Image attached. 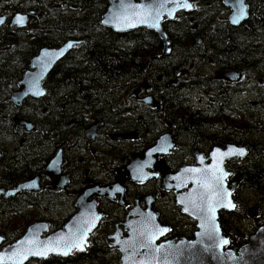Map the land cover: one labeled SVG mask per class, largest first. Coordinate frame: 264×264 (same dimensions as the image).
Returning a JSON list of instances; mask_svg holds the SVG:
<instances>
[{
    "label": "trees",
    "instance_id": "obj_1",
    "mask_svg": "<svg viewBox=\"0 0 264 264\" xmlns=\"http://www.w3.org/2000/svg\"><path fill=\"white\" fill-rule=\"evenodd\" d=\"M191 1L195 7L192 12L179 13L175 20L163 22L170 48L163 55V42L152 31L139 28L117 33L103 26L100 21L108 5L106 0H0V16L7 18L0 26V149L4 147V138L12 132V118L22 116L35 124L33 135L38 142L35 156L39 162L43 148L56 151L65 146L64 135L68 143L79 132L81 140L83 130L78 127L85 123V117L86 123L91 119L85 112L97 111L101 120L108 111L119 116L131 90L144 82L165 104L162 113L156 111V117H164L176 128L180 127L192 148L198 143L231 142L247 146V157L227 166L233 175L242 177L233 194L236 209L229 215L235 221L248 222L249 201L242 200V196L264 190V117L235 114L234 104L222 87L208 91L214 94L216 103L228 106L225 108L229 115L198 113L184 101L191 99L196 88L209 87L206 68L238 71L256 83L257 79H264V0H247L248 17L237 26L228 21L229 9L223 0ZM20 12L34 13L28 26L22 29L9 26V19ZM69 39L82 40L83 44L74 47L46 77L45 95L28 98L15 108L9 97L30 68L31 59L40 49L59 47ZM184 71L186 80L181 82L176 78ZM33 157H12L7 177L3 176L0 182L4 184V180L16 177V170L22 172L20 176L34 175ZM116 163L120 164L114 160L110 165ZM35 199L34 195H27L0 201V232L10 233L6 241H12L11 236L20 237L30 223L43 218L37 213L38 208H48L49 213L60 219L73 209V200L63 193L53 203L46 198ZM256 206L259 224H263L264 211L259 203ZM226 222L223 220L225 233L239 228L236 222L226 228ZM250 225L254 230L257 223ZM243 241L232 238L229 247L237 249ZM49 261L32 260L26 264H52ZM54 264H118V257L91 238L84 253L73 252Z\"/></svg>",
    "mask_w": 264,
    "mask_h": 264
},
{
    "label": "water",
    "instance_id": "obj_2",
    "mask_svg": "<svg viewBox=\"0 0 264 264\" xmlns=\"http://www.w3.org/2000/svg\"><path fill=\"white\" fill-rule=\"evenodd\" d=\"M106 1L108 5L100 21L103 26L117 33L130 32L139 28L152 31L163 42V55H167L170 51L163 22L165 20L173 21L179 13H190L195 9L191 0H187V3L192 5L191 8L182 6L184 0ZM223 3L229 9L227 19L233 26H237L247 19L248 4L246 0H223ZM241 8L244 10L243 18L234 23L233 20L240 15ZM27 14L29 13H15L9 19V26L17 29L26 28L29 22ZM30 14L34 13L30 12ZM17 16L25 17V23H15ZM0 20H3V23H0L2 26L7 18L0 16ZM156 23L159 25L158 28L152 26ZM201 42L202 39H199V43ZM69 44L72 47H68ZM82 44V40L69 39L59 47L40 49L31 59L30 69L24 72L22 78L17 82L16 90L11 93L10 99L15 105L18 106L27 97L44 96L43 82L46 77L75 46ZM180 75L179 73L177 76ZM219 76L237 81L242 74L238 71H224L219 73ZM37 92L42 94L38 95ZM152 100L154 97L148 96L143 102L153 106ZM17 123L32 127V124L25 121H17ZM116 138L127 139L129 135L119 134L116 135ZM161 141L162 136L141 156H131L132 162L120 169L117 182L113 185L95 186L81 191L76 201V213L61 229L48 233L49 224L45 221H35L28 225L25 232L15 242L0 248V264H26L34 259L67 257L73 251L85 252L89 235L102 218V214L97 209L96 199L89 200V198L93 196L112 198L114 194H121L124 191L121 183L124 176H129L131 181L142 183L153 176L150 172L153 168H157L163 174L162 190L175 191L177 204L184 215L196 222V230L191 240L182 238L177 242L158 243L159 238L167 234L168 231L160 234V229H164V227L157 221L156 214L149 207L145 211L133 208L128 212L126 221L123 223L124 228L128 230L127 236L122 237L119 229L115 230L113 235L107 236V241L109 238L113 239L112 242L109 241V245L116 247L120 254L119 264H264V223L249 236L247 243L235 250L226 247L229 241L223 235L219 222L221 212H234L236 207L222 205L229 203L236 205L233 200V191L236 190L241 180L240 175L229 179L232 173L226 169L225 163L233 159L246 158L247 148L233 143L227 144L225 148L214 147L208 155L209 163H206L204 158H200L201 154H195L196 164L181 167L176 173H172L162 160L157 165H150L146 162L148 158L153 159L157 154L166 152L161 151L160 145L163 146ZM230 149H243L245 155H224ZM59 155L57 154L51 160L44 171L45 174H53V176L60 174L62 160ZM192 169L195 171H190ZM62 180L63 182L59 183L61 188L64 187L65 178L63 177ZM36 187L37 178L20 183L14 189L0 188V197H13L22 191L35 190ZM56 187L58 188L57 185ZM45 188L50 189L51 186ZM213 207L215 208L214 213L209 211ZM185 208L188 211H185ZM255 215V208H250L248 217L253 218ZM224 240H227L228 243H223ZM3 243L4 237L0 235V246ZM40 252L44 254H34ZM65 252H67L66 255Z\"/></svg>",
    "mask_w": 264,
    "mask_h": 264
},
{
    "label": "flooded vegetation",
    "instance_id": "obj_3",
    "mask_svg": "<svg viewBox=\"0 0 264 264\" xmlns=\"http://www.w3.org/2000/svg\"><path fill=\"white\" fill-rule=\"evenodd\" d=\"M29 15L32 16V14ZM224 71L233 70H220L214 67L206 68L205 72L209 75V87L196 88L191 99H188L189 101L185 100L186 102L184 101V103L194 107L196 109L195 112L206 113L208 116L229 115V110L225 108L228 106L224 103H216L214 94L208 91V89L215 90L218 87H222L230 101L234 104L233 111L234 113L237 111L235 114L264 117V104L262 103V97H264V79L259 78L256 80V83L255 79L245 77L241 73L242 76L237 81H232L219 76V73ZM186 72H181V76L176 79H179L181 82L186 80ZM175 82L176 80H173V83ZM150 95L154 97V100H152L153 106L143 102ZM28 98L39 99L41 97L35 98L31 96L24 100ZM126 99L127 102H124L119 116H113V112L108 111L106 117L101 120L97 116V111L85 112L84 115L91 116V121L88 120V123H86L85 117V123L78 127V130H83L81 140L78 139L79 132L75 136H72V140L68 143L64 135L65 146L59 147L56 151L49 147L43 148L39 162H37L38 156H35L38 143L35 142L33 135L35 124L28 120V118L14 116L11 120L12 132L4 138V147L0 149V179L3 176L7 177L9 160L11 159L10 161H12V157H18L19 155L26 157L34 156L33 158L36 162L34 169L36 173L30 177H28V174L26 176H20L22 172L17 173L16 170V177H11L12 179L10 181L4 180V184L0 182V188L7 190L14 189L18 184L35 178H37V187L35 190L22 191L13 197H0V201L4 202L12 198L19 199L27 195H34L36 197L35 200L46 198L47 201L53 203L55 202L56 196L63 193L64 197L73 200V209L64 218L60 219L58 215L49 213L48 208H38L36 210L43 218L35 221L47 222L49 224L48 233H51L61 229L76 213V201L81 191L95 186L104 187L116 183L117 177L120 175V169L130 165L132 162L131 156H141L150 147L154 146L156 140L161 136V144L163 146L160 145V148L161 151L166 152L157 154L153 159L148 158L146 162L150 165H157L164 161L165 166L172 173H176L181 167L196 164L195 154H201L202 157L200 158H204L205 162L209 163L208 155L214 147L225 148L227 144L231 143L227 142L223 145H210L206 143L200 145L198 143V145L192 148L190 139L180 131V127L176 128L174 123L165 120L164 117H156V111H161L162 113L165 104L152 92L151 86L147 83L142 82L134 87ZM9 100L15 108L20 107L24 101L16 106L10 97ZM17 121H25L32 124V127L18 124ZM111 130H115V132ZM117 134H127L129 138L118 139L116 138ZM166 135L168 136L164 137ZM16 141L18 142L16 143ZM236 145L245 146L243 144ZM245 147L247 148V146ZM57 154H60L59 156L62 160L60 174H56L55 176L53 174H45L46 167ZM114 160L116 162L119 161L120 164L110 165ZM232 161H227L226 166ZM111 168L114 169L111 171ZM150 172H152L153 176L142 183L131 181L129 176H124V180L121 181L124 191L121 194L112 195V198L109 196H93L89 198V200L96 199L97 209L102 214V218L98 222L95 230L91 233L89 239L92 238L93 242L97 239L100 244H103L112 253L116 254L118 264L120 254L116 247L109 245V241L112 242L113 239L109 238L107 241V236L113 235L117 229L121 232L120 235L122 237L127 236L128 230L124 228L123 223L126 221L128 212L133 208L145 211L149 207L156 214V219L159 224L168 229L167 234L159 238L158 243L168 241L177 242L182 238L191 240L196 230V222L192 218L184 215L180 206L177 204L175 191L162 190L163 174L157 168L151 169ZM236 175H233L231 179ZM63 177L65 178L64 187L61 188L59 183L63 182ZM46 186H51V188L46 189ZM33 209L30 208V210ZM228 217H230L229 214L224 212L220 213L219 221L223 235L228 238L229 243L232 238L234 240L236 239V241L243 239L242 244L245 243L248 234L246 235V232L239 231V228L235 227L233 231L231 230L225 233L223 220L227 221L225 227L230 228V223L229 226L227 224ZM130 219H132V216H130ZM54 221H57V223H54ZM9 234L8 230H4L3 233L0 232V235L4 237V243L2 245L12 244L19 238L11 236L12 241H6L5 239L9 237ZM57 259L48 258L44 261L50 260L49 262L54 264L57 262Z\"/></svg>",
    "mask_w": 264,
    "mask_h": 264
},
{
    "label": "snow or ice",
    "instance_id": "obj_4",
    "mask_svg": "<svg viewBox=\"0 0 264 264\" xmlns=\"http://www.w3.org/2000/svg\"><path fill=\"white\" fill-rule=\"evenodd\" d=\"M182 6H183V7H186V8H191V7H192L191 4L187 3V0H184V3L182 4ZM243 15H244V10H243V8H241V9H240V15H239L238 17H236V18L233 20V22H234V23H235V22H238L239 19L243 18ZM105 22L107 23L108 21H105ZM0 23H3V20H0ZM15 23H17V24H23V23H25V17H23V16H17V17H16V20H15ZM129 26H132V25H129ZM152 26H153V27H157V28L159 27L158 23L153 24ZM68 47H72V45L69 44ZM37 94L39 95V94H42V93L37 92ZM224 155H239V156H243V155H245V152H244L243 149H230L229 152L224 153ZM190 171H195V169H192V170H190ZM225 175H227V173H225ZM222 206H224V207H232V208H235V207H236V205L231 204V203H229V204H227V205H222ZM185 211H188V209L185 208ZM209 211H211V212L214 213V212H215V208H214V207H213V208H210ZM202 226H203V225H202ZM217 230H218V229H217ZM166 231H168V229H166V228H164V229H160V234H163V233L166 232ZM223 243L227 244L228 241H227V240H224ZM34 254L43 255L44 253L40 252V253H34ZM64 254L66 255L67 252H65Z\"/></svg>",
    "mask_w": 264,
    "mask_h": 264
},
{
    "label": "rangeland",
    "instance_id": "obj_5",
    "mask_svg": "<svg viewBox=\"0 0 264 264\" xmlns=\"http://www.w3.org/2000/svg\"><path fill=\"white\" fill-rule=\"evenodd\" d=\"M255 194V195H254ZM251 195H248L244 193V195L242 196V200H247L249 201V205L248 206H252V205H257V203H259L261 205V209H263L264 211V190L262 192H259V193H254ZM247 206V207H248ZM228 220V226H229V223L232 224L233 222H236L235 224L239 226V229H247V230H251L252 227L250 225V222L248 221H244V223H241L240 221H235L236 218L235 217H228L227 218Z\"/></svg>",
    "mask_w": 264,
    "mask_h": 264
},
{
    "label": "bare ground",
    "instance_id": "obj_6",
    "mask_svg": "<svg viewBox=\"0 0 264 264\" xmlns=\"http://www.w3.org/2000/svg\"><path fill=\"white\" fill-rule=\"evenodd\" d=\"M6 8V7H5ZM20 13H22V12H20ZM28 15V17H30V15L29 14H27ZM68 39V38H67ZM89 116V115H88ZM213 120V119H212ZM15 143V142H14ZM57 197V196H56ZM28 198V197H27ZM1 206V205H0Z\"/></svg>",
    "mask_w": 264,
    "mask_h": 264
}]
</instances>
